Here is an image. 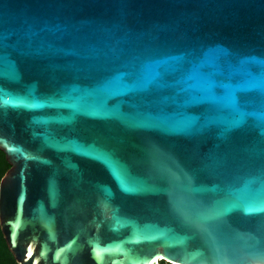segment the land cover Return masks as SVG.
Wrapping results in <instances>:
<instances>
[{
	"label": "water",
	"instance_id": "water-1",
	"mask_svg": "<svg viewBox=\"0 0 264 264\" xmlns=\"http://www.w3.org/2000/svg\"><path fill=\"white\" fill-rule=\"evenodd\" d=\"M212 62L238 123L189 79ZM262 114L264 0H0L9 252L16 264H264Z\"/></svg>",
	"mask_w": 264,
	"mask_h": 264
},
{
	"label": "snow or ice",
	"instance_id": "snow-or-ice-1",
	"mask_svg": "<svg viewBox=\"0 0 264 264\" xmlns=\"http://www.w3.org/2000/svg\"><path fill=\"white\" fill-rule=\"evenodd\" d=\"M204 66H194L191 70L189 79L196 78L201 83L197 89V93L201 102H208L217 106H227L233 110V119L226 121V124L238 123V118L243 117V113L240 112L235 92L229 89L223 81L217 79L218 66L212 62L207 65L211 70L203 71ZM160 75V66H149L145 73V79L148 82L155 80ZM117 86H123L122 81L115 82ZM187 83V81H185ZM187 91V88L181 89ZM264 116V114H262Z\"/></svg>",
	"mask_w": 264,
	"mask_h": 264
},
{
	"label": "trees",
	"instance_id": "trees-1",
	"mask_svg": "<svg viewBox=\"0 0 264 264\" xmlns=\"http://www.w3.org/2000/svg\"><path fill=\"white\" fill-rule=\"evenodd\" d=\"M10 168L8 163L6 162L5 155L0 151V179L4 175V173ZM0 264H16L14 258L9 252L3 236L0 231Z\"/></svg>",
	"mask_w": 264,
	"mask_h": 264
},
{
	"label": "flooded vegetation",
	"instance_id": "flooded-vegetation-1",
	"mask_svg": "<svg viewBox=\"0 0 264 264\" xmlns=\"http://www.w3.org/2000/svg\"><path fill=\"white\" fill-rule=\"evenodd\" d=\"M161 264H164V262H160Z\"/></svg>",
	"mask_w": 264,
	"mask_h": 264
},
{
	"label": "rangeland",
	"instance_id": "rangeland-1",
	"mask_svg": "<svg viewBox=\"0 0 264 264\" xmlns=\"http://www.w3.org/2000/svg\"><path fill=\"white\" fill-rule=\"evenodd\" d=\"M159 264H161V263H159ZM164 264H167V263L164 262Z\"/></svg>",
	"mask_w": 264,
	"mask_h": 264
},
{
	"label": "bare ground",
	"instance_id": "bare-ground-1",
	"mask_svg": "<svg viewBox=\"0 0 264 264\" xmlns=\"http://www.w3.org/2000/svg\"><path fill=\"white\" fill-rule=\"evenodd\" d=\"M159 259H162V257H160Z\"/></svg>",
	"mask_w": 264,
	"mask_h": 264
}]
</instances>
